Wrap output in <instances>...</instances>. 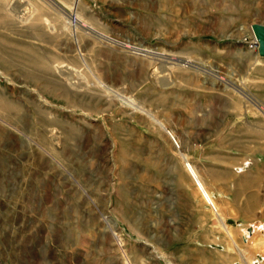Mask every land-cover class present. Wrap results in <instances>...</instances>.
I'll return each instance as SVG.
<instances>
[{"label":"rangeland","instance_id":"374dc122","mask_svg":"<svg viewBox=\"0 0 264 264\" xmlns=\"http://www.w3.org/2000/svg\"><path fill=\"white\" fill-rule=\"evenodd\" d=\"M255 22L264 0H0V264H216L190 241L205 191L187 165L244 143L217 136L216 100L254 97ZM193 76L202 138L178 111ZM249 229L262 261L263 223Z\"/></svg>","mask_w":264,"mask_h":264},{"label":"crops","instance_id":"0c3cea01","mask_svg":"<svg viewBox=\"0 0 264 264\" xmlns=\"http://www.w3.org/2000/svg\"><path fill=\"white\" fill-rule=\"evenodd\" d=\"M246 31L248 34L249 31ZM215 71L218 76L214 79L220 83L223 77L219 75L218 68ZM252 72L260 83L255 84V95L249 100V106L246 107L241 99V108L236 112L230 107L226 110L224 97L216 100L217 136L221 137V131L227 130L228 134L232 131V135L242 138L244 143L234 146L221 143L199 145L200 157L191 159L192 163L186 162V165L191 164L187 165V169L195 184L205 191L203 193L198 187L202 197L195 192L196 198H192L199 203L201 220L198 221L199 228L190 231L199 236L193 235L190 241L206 247L216 244L221 249L216 264H264V259H256L255 249H249L250 244L246 243L247 239L241 232L250 228V236L253 235L254 222H262L264 227V64L255 65ZM184 80L193 92L185 101L179 102L181 110L178 111L184 120V127L193 129V137L214 134L207 118L205 105L208 101L200 96L206 86L204 79L193 76ZM231 103L229 99L227 105ZM230 118L234 123L226 128L225 121ZM211 201L216 209H213ZM231 248L236 249L237 256L225 253ZM201 264L205 262L202 260Z\"/></svg>","mask_w":264,"mask_h":264},{"label":"water","instance_id":"95a60500","mask_svg":"<svg viewBox=\"0 0 264 264\" xmlns=\"http://www.w3.org/2000/svg\"><path fill=\"white\" fill-rule=\"evenodd\" d=\"M252 25L258 41V52L260 55H264V24L255 22Z\"/></svg>","mask_w":264,"mask_h":264},{"label":"bare ground","instance_id":"6f19581e","mask_svg":"<svg viewBox=\"0 0 264 264\" xmlns=\"http://www.w3.org/2000/svg\"><path fill=\"white\" fill-rule=\"evenodd\" d=\"M252 36H253V41L254 40H256L255 39V31H254V28H253V25H252ZM250 50H253V51H255V50H258V41L256 42V43H253V45L250 47ZM63 70H67V69H63ZM215 80V79H214ZM221 81V80H220ZM213 82H215V83H219V81L218 80H215V81H213ZM11 110V109H10ZM107 217H105V219H106Z\"/></svg>","mask_w":264,"mask_h":264},{"label":"built area","instance_id":"2783aa9c","mask_svg":"<svg viewBox=\"0 0 264 264\" xmlns=\"http://www.w3.org/2000/svg\"><path fill=\"white\" fill-rule=\"evenodd\" d=\"M255 39H256V40H254V41H253L252 38L249 39V41H248V45H249V47H251V46L253 45V43H256V42H257V38H256V37H255Z\"/></svg>","mask_w":264,"mask_h":264}]
</instances>
